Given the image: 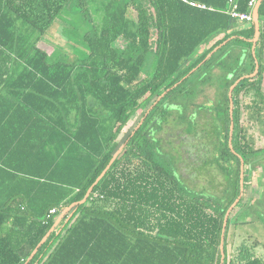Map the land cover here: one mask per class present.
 <instances>
[{
    "label": "trees",
    "instance_id": "trees-1",
    "mask_svg": "<svg viewBox=\"0 0 264 264\" xmlns=\"http://www.w3.org/2000/svg\"><path fill=\"white\" fill-rule=\"evenodd\" d=\"M192 1L205 7L182 0H0V264H264L245 244L234 256L228 246L229 214L242 200V161L260 151L236 116L240 132L231 133L230 85L264 66V0L253 52L255 25L233 18L229 0ZM250 1L237 0V9L249 12ZM93 3L103 21L83 35L85 55L52 59L38 45L42 37L64 11ZM217 47L218 63L232 61L238 71L221 86V126L207 121L222 133L191 150L199 169L220 170L218 192L185 181L180 156L169 158L156 136L171 110L190 102L187 75ZM259 74L240 89L251 93L245 108L264 129ZM139 110L141 123L114 153ZM185 136L192 142L196 135Z\"/></svg>",
    "mask_w": 264,
    "mask_h": 264
},
{
    "label": "rangeland",
    "instance_id": "rangeland-1",
    "mask_svg": "<svg viewBox=\"0 0 264 264\" xmlns=\"http://www.w3.org/2000/svg\"><path fill=\"white\" fill-rule=\"evenodd\" d=\"M88 6L86 10L79 9L77 6L70 11H64L63 14L52 24L50 29L47 31V35L42 37L40 41V46L44 49H47L52 55V59H61V60H71L74 58V55L84 56L85 49L83 48V35L92 31L99 26L101 21H103L101 15H96L93 11V6ZM97 16V17H96ZM96 21V22H95ZM250 23L243 22L241 25L249 26ZM68 28V29H67ZM223 36V33L219 34L216 39H219ZM214 39L208 46H203L199 48L198 51L191 57L188 61L187 65H190L194 61H196L206 50L207 48L213 44L216 40ZM236 44L231 43L229 46L224 47L227 49L228 47L234 48ZM238 46H240L238 44ZM243 46V44H241ZM240 46V47H241ZM239 49V47H237ZM236 49V50H237ZM233 68H236L238 71V67L234 62L230 61V63H224L214 72L215 78H209L211 80H216V84L214 81L208 82V84H204L198 88V94L196 92L195 95H198L196 99H192V93L188 97L190 101H203L204 97H208L214 99L220 96V90L215 87L224 86L226 76H230ZM198 73L201 70L197 71ZM229 80L228 78H226ZM208 81V77L205 79ZM201 89L203 91H201ZM197 88L193 89L194 93ZM223 90V89H222ZM192 92V90H191ZM236 93H234V96ZM244 95L243 104L248 103L249 95ZM153 102H150L147 105L146 109H150L153 105ZM193 102L187 105V110H191ZM145 111L136 112L133 117L129 120V122L124 127V130L119 134L117 138V147L114 153L118 154L123 146L126 144L129 135L136 129L144 116ZM174 118V117H173ZM209 116L203 114L198 122V127H206L207 133L209 135L201 139V143L206 142L213 135V132L210 129ZM245 122L250 125V133L254 135V148H259V152L256 154L260 156H264V129L261 128L258 122L254 120H248L245 117ZM166 124V123H165ZM184 126L181 125H173L170 123L169 125H164L163 129L158 132L157 137L161 138L162 149L168 152L169 158L178 157L180 160L177 163L180 168V173L183 175V179L192 185H195L198 189L199 187H213L215 191L224 188V178L220 173V170L215 166H204L199 169V165L201 164L199 159L195 157V149L191 150L192 143L197 145L200 143L199 138H192V142H187V137L185 136L184 130L182 129ZM209 130V131H208ZM184 136V139H183ZM199 147V146H198ZM200 148V147H199ZM201 150H203L201 148ZM190 152L191 155H190ZM192 155L196 158L193 160ZM172 159V160H174ZM259 160V159H257ZM256 160V162H257ZM196 161V162H194ZM255 162V161H253ZM252 163H248L245 167L247 183L244 185L243 189V199L235 206L232 207L229 219H230V228L228 233V246H229V254L230 256H234L239 251V247L242 244H245L249 247L257 256H260L264 259V166H255ZM255 162V163H256ZM260 162L264 163V160H260ZM59 219V218H58ZM57 219V220H58Z\"/></svg>",
    "mask_w": 264,
    "mask_h": 264
},
{
    "label": "flooded vegetation",
    "instance_id": "flooded-vegetation-1",
    "mask_svg": "<svg viewBox=\"0 0 264 264\" xmlns=\"http://www.w3.org/2000/svg\"><path fill=\"white\" fill-rule=\"evenodd\" d=\"M238 51L239 50L237 49L234 54H237ZM205 52L203 54H205ZM210 60H212V61H210ZM196 61H194L193 63H195ZM206 62H208V63H206ZM193 63H191V64H193ZM220 66H221V64L218 63V47H217L216 49H213L204 58V60L201 63H199L197 68H194L187 75L188 79L185 81V86L187 88H189V90L197 88V90L195 91V93L192 96L193 100L198 97V95H195L196 92L198 94V88L200 86H203L206 83L208 84V82H210V80H211L209 78L213 77L212 79H214L215 78L214 72ZM199 70H201L200 73L197 72ZM257 73L258 72L254 71L252 73L253 76L248 77L249 75H251V74H249V75L241 76L238 79L234 80L233 83L230 85V93H229V98H230V103H231V108H230L231 109V119H232L231 133L234 131V128H235V133L236 134L239 135V132H240V126H238L236 128V124L237 123L234 121L235 120L234 117L236 116V118H238L237 120L241 123L242 127H246L248 136L249 137L251 136L253 139H254V135H252L250 133V131H249L250 128H251L250 127L251 124H248V123L245 122V117H247L248 120L251 119L250 118V113L248 112V110H246L245 105H247V104L252 102V95H251V93L248 94L246 92V89H242V88L240 89V87H241V83L243 81H244V83H246L247 80H248V84L247 83L246 84H247V86H249L250 83H252L255 80L254 78L256 77ZM207 77H208V81L205 80ZM213 81H214V84H216V82H215L216 80H211V82H213ZM215 87L217 88V91H218V88H219L220 96H221L222 87L221 86L217 87V85ZM201 91H203V90L201 89ZM234 93H236L235 96H234ZM242 94L251 96V97H249L250 99H249L248 103L243 104L244 95H242ZM220 96H218V98L214 97V99L209 98V96L208 97H204L203 101H199V102L198 101L196 102V101H193V100L190 101V102L184 101L183 103L185 104L184 105L185 107L183 108V111L177 112V109L171 110L172 113L169 116L170 123H172L173 125H179V126L183 125L184 127L182 129L184 130V133H186V134H191V133L195 134L196 135L195 139L199 138L200 143H201V139L204 140V138L209 135V133H207V130L205 129L206 128L205 126L204 127H200L199 129L196 128V127H198V122H199V120H200V118L202 117L203 114H206V116H209L210 120L212 119V123H213V120L214 121L216 120V121H218L219 127L221 126V112L219 110L220 109V102L219 101H220V98H221ZM176 99L180 101V99L182 100L183 98L178 97ZM191 102H193L192 108H191V110L190 109L187 110V105H189ZM170 103L172 104L173 101H170ZM240 105H242V106H240ZM211 106H218V110L212 109ZM180 112L182 114L185 113L186 117H184V116L180 117ZM194 117L196 118L195 119L196 122L193 121ZM170 123H168V125ZM212 123H209V126H210L211 131L213 132V134H212L213 137H214V135L216 137L217 134L219 135V134L222 133V129L218 128V131H217L218 133H216V130H214L213 126L211 125ZM157 134L158 133H156V136H157ZM209 140H210V138L207 141H209ZM206 142H204V144ZM257 149H259V148H257ZM202 155H204V154H202ZM255 157H256L255 160L247 157L248 163H252L253 161L256 162L257 159H259V161L260 160H264V156L256 155ZM244 161L245 160L243 159L242 165H241V168H242V170H241V186H242L241 190H242V192H241V196L240 197H242V199H243V189H244L243 187L245 185L244 182L247 179L246 172H245V168H246L245 166L247 164H245ZM255 162H253V163H255ZM237 203H239V202H237Z\"/></svg>",
    "mask_w": 264,
    "mask_h": 264
},
{
    "label": "built area",
    "instance_id": "built-area-1",
    "mask_svg": "<svg viewBox=\"0 0 264 264\" xmlns=\"http://www.w3.org/2000/svg\"><path fill=\"white\" fill-rule=\"evenodd\" d=\"M184 2H188L190 5L193 6H198V7H205V5L192 1V0H182ZM256 0H251L249 2V6L251 8V10L249 12H241L239 11L238 8V4H237V0H229V10L228 12L231 14V16L235 19H237L240 22H251L253 21V13H252V9L254 8L255 4H256ZM210 9H213L212 7H210ZM56 209H52L51 212H55Z\"/></svg>",
    "mask_w": 264,
    "mask_h": 264
},
{
    "label": "water",
    "instance_id": "water-1",
    "mask_svg": "<svg viewBox=\"0 0 264 264\" xmlns=\"http://www.w3.org/2000/svg\"><path fill=\"white\" fill-rule=\"evenodd\" d=\"M262 1L263 0H258L257 1V3H256V5H255V8H254V10H253V17H254V25H255V37H254V39H253V47H255V45H256V43H257V41H258V39H259V36H260V21H259V13H258V10H259V6H260V4L262 3ZM257 69H258V64H257V66H256V70H255V72L257 71ZM116 157V155H114V158ZM113 158V159H114ZM112 159V160H113ZM105 171H106V169H105ZM105 171L101 174V176L97 179V181L102 177V175L105 173ZM96 181V182H97ZM91 190H92V187L90 188V190L88 191V193H87V195L86 196H88V194L91 192ZM86 199V198H85ZM84 199V200H85ZM227 220H228V216L226 217V219H225V225H226V222H227ZM57 224V223H56ZM46 238V237H45ZM223 239V238H222ZM45 240V239H44Z\"/></svg>",
    "mask_w": 264,
    "mask_h": 264
},
{
    "label": "crops",
    "instance_id": "crops-1",
    "mask_svg": "<svg viewBox=\"0 0 264 264\" xmlns=\"http://www.w3.org/2000/svg\"><path fill=\"white\" fill-rule=\"evenodd\" d=\"M257 3V2H256ZM256 5V4H255ZM254 8H255V6H254ZM254 8L252 9V13H253V10H254ZM253 20H254V17H253ZM253 23H254V21H253ZM263 27H262V31H263V35H264V17H263ZM260 27H261V25H260ZM261 29V28H260ZM219 36V35H218ZM223 37V36H222ZM221 37V38H222ZM221 38H219V39H221ZM259 38H260V36H259ZM218 39V40H219ZM38 45L40 46V42L38 43ZM219 48V47H218ZM254 49H255V47H253L252 48V52L254 51ZM256 70V69H255ZM256 72H258V73H260L259 75H261L262 76V90H263V93H264V66H263V68H261V71H259V66H258V69H257V71ZM257 73V74H258ZM250 76H253V74H251V75H249L248 77H250ZM260 76V77H261ZM255 80H256V77L254 78ZM64 215V213L62 214V216ZM60 219H61V217L57 220V224H58V222L60 221Z\"/></svg>",
    "mask_w": 264,
    "mask_h": 264
}]
</instances>
